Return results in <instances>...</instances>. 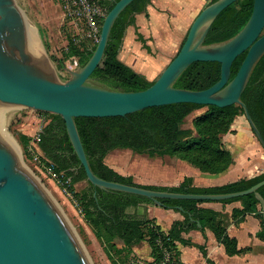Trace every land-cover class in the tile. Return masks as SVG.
<instances>
[{
    "label": "trees",
    "instance_id": "obj_1",
    "mask_svg": "<svg viewBox=\"0 0 264 264\" xmlns=\"http://www.w3.org/2000/svg\"><path fill=\"white\" fill-rule=\"evenodd\" d=\"M117 1L101 0L106 14ZM216 1L218 0H211L209 5ZM149 5L150 0H135L115 20L109 33L103 61L91 76L94 84L122 92H140L152 84L118 59L126 29L135 26L137 15L148 16ZM252 7L253 0H238L223 10L211 25L203 45H219L232 39L249 20ZM102 22L103 20L100 21V27ZM137 40L142 43L145 50L149 51L138 34ZM96 45L75 46L69 37L64 47V59L58 62L57 67L61 69L63 64L72 58L77 59L78 66L82 67L89 60ZM244 57L245 54H242L233 62L230 80L236 75ZM219 78L218 63L197 62L180 75L173 87L202 91L214 85ZM240 100L264 141V54L253 67ZM201 109L205 111L193 118L191 128H183L186 118ZM238 116H244L243 109L239 105L217 108L177 104L147 108L125 117L77 118L75 124L90 169L102 180L160 192L223 195L242 192L253 187L264 180V174L210 188H196L192 186L190 178L184 179L178 187L174 188L142 186L134 183L131 177H124L115 172L104 163V160L114 150H129L134 154L147 155L150 158H175L191 165L201 173L217 175L225 172L232 163V155L222 146V136L229 132ZM50 117L49 123L40 133L38 147L43 156L53 164V173L62 174L64 179H69L70 190L74 192V197L78 200L77 208L78 210H80L79 207L81 208L82 219L101 245L110 264H120L118 259L142 242L147 243L151 250V257L156 261L161 251L158 243L172 251H175L176 244L189 245L190 243L183 240L181 235L194 229L197 222L202 228H210L229 253H236L234 242L224 236L223 230L216 221L217 214L198 207L202 203L209 202L161 200L163 208L177 210L181 207L184 217L183 221L175 222L167 233H163L151 220L145 218L139 220L126 214L128 208L140 203L153 204L147 199L120 192L99 190L89 183V190L75 192L72 187L80 181H86L85 173L73 152L63 120L57 115H50ZM28 142V138H21L23 147ZM257 192L264 198V186ZM232 202L242 204V210H235L234 217L253 214L260 220L261 230L258 236L264 242L262 214L257 210L258 202L254 195L250 194L220 203ZM115 240L122 241L124 245L122 249L116 247ZM200 249L204 252L203 248Z\"/></svg>",
    "mask_w": 264,
    "mask_h": 264
},
{
    "label": "water",
    "instance_id": "obj_2",
    "mask_svg": "<svg viewBox=\"0 0 264 264\" xmlns=\"http://www.w3.org/2000/svg\"><path fill=\"white\" fill-rule=\"evenodd\" d=\"M133 1L118 0L114 4L103 19L98 43L89 60L75 70L66 68L69 79L61 83L39 48L30 43L12 0H0V108L17 106L60 116L86 182L96 189L141 197L159 207L161 200L221 202L253 194L261 208L264 228V198L257 192L264 186V180L238 193L192 195L109 182L91 171L75 119L125 117L147 108L177 104L241 106L264 150V141L240 100L253 67L264 54V0H253L250 18L237 35L213 46L203 45L211 25L238 0H218L206 6L192 22L177 54L147 89L109 90L94 84L91 76L103 61L113 23ZM242 54L245 57L241 66L230 80L232 64ZM197 62L218 63L219 80L202 91L174 88L180 75ZM177 210L183 212L181 207ZM0 264H91L58 205L42 184L23 169L18 153L1 133Z\"/></svg>",
    "mask_w": 264,
    "mask_h": 264
},
{
    "label": "crops",
    "instance_id": "obj_3",
    "mask_svg": "<svg viewBox=\"0 0 264 264\" xmlns=\"http://www.w3.org/2000/svg\"><path fill=\"white\" fill-rule=\"evenodd\" d=\"M210 1L150 0L147 8L148 16L137 15L135 26L126 29L118 59L134 72L142 75L148 82H153L173 58L171 50L177 46L176 44L183 36H186L194 19L209 5ZM137 34L142 37L147 47L150 46L151 53L147 52L137 40ZM146 39L151 40V43H148ZM222 146L232 155V163L225 172L217 175L201 173L191 165L169 157L164 158L173 160L172 166L152 168V172L145 171L146 176L142 178L136 176L144 179L143 183L135 182L133 174H122L112 161L113 158L110 160L112 161L110 168L124 177H131L138 185L165 188L178 187L186 178L192 179V186L196 188H210L264 174V150L243 117L238 116L229 132L222 136ZM119 151L132 153L129 150H114L109 154L112 153L115 157ZM140 156L153 159L147 155ZM89 188L86 181H80L74 185L75 192L87 191ZM198 207L217 214L216 221L223 230L224 236L234 242L236 253H229L224 244L217 240L213 231L208 227L202 228L198 222L194 229L181 235V238L190 244L175 245L174 253L181 264H264V242L258 236L261 230L260 220L253 214L234 217L235 210H242L240 202H209L202 203ZM257 210L261 212L259 203ZM126 214L139 220L144 218L151 220L163 233H167L175 222L184 220L182 213L178 210L146 203L128 208ZM80 224L89 239L98 243L91 229L81 218ZM114 244L118 249L124 246L120 240H115ZM200 248H203L204 252ZM125 254L136 261L128 264L149 262L152 258L151 250L146 242L136 245ZM108 262L107 264H110Z\"/></svg>",
    "mask_w": 264,
    "mask_h": 264
},
{
    "label": "rangeland",
    "instance_id": "obj_4",
    "mask_svg": "<svg viewBox=\"0 0 264 264\" xmlns=\"http://www.w3.org/2000/svg\"><path fill=\"white\" fill-rule=\"evenodd\" d=\"M12 2L20 19L35 29L40 51L45 56L50 67L54 70L56 80L65 83L69 79V75L65 69L72 66L73 61L71 59L67 60L68 62L63 64L61 69L57 66L58 62L60 63L64 59V47L67 45L72 31L64 17L60 0H12ZM183 40L184 36L176 44L177 46L171 50L173 57L179 51ZM146 41L151 43L149 39H146ZM143 44L145 45V42ZM145 47L147 46L145 45ZM147 48L149 49L147 52L151 53L152 50L150 46ZM5 109L7 110L5 115L6 130L16 144L21 166L30 176L42 184L58 205L83 245L91 264H107L108 259L105 257L106 255L101 245L91 241L81 227V208L79 207L80 210L77 208L78 200L74 197V192L70 190L71 183L69 179H64L62 174H54L52 169L53 164L43 156L38 145H36V148L30 145V143L34 141V137L41 133L44 127L49 123L51 119L50 115L53 114L32 111L31 109L17 106L5 107ZM204 111L205 109H201L188 116L183 128H191L193 118ZM239 117L245 119L244 116ZM22 137L29 139L28 144L24 147L21 143ZM111 158H113L112 161L118 166L122 174L135 175V182L137 183H143L142 181H144V179L140 178L146 176L144 175L145 171L150 173L152 172V168H167L173 164V160L168 158L149 159L146 156L119 151L115 154V157L112 153L107 155L104 163H106L108 167H110V163H112V161H110ZM72 189L75 191L74 186ZM131 261H134V258H130L128 254L122 255L118 259L120 264H128ZM142 263L144 262L140 261L138 264Z\"/></svg>",
    "mask_w": 264,
    "mask_h": 264
},
{
    "label": "built area",
    "instance_id": "obj_5",
    "mask_svg": "<svg viewBox=\"0 0 264 264\" xmlns=\"http://www.w3.org/2000/svg\"><path fill=\"white\" fill-rule=\"evenodd\" d=\"M64 17L67 20L71 31V40L73 45L81 44L94 45L98 43L100 34V21L106 16V10L101 5V0H60ZM73 65L67 67L70 70L77 69V59L72 58ZM68 62V61H67ZM66 62V63H67ZM30 143L36 148L40 142V133L34 137ZM160 257L158 260L151 258L149 262L142 264H181L174 251L158 243Z\"/></svg>",
    "mask_w": 264,
    "mask_h": 264
},
{
    "label": "bare ground",
    "instance_id": "obj_6",
    "mask_svg": "<svg viewBox=\"0 0 264 264\" xmlns=\"http://www.w3.org/2000/svg\"><path fill=\"white\" fill-rule=\"evenodd\" d=\"M23 24L26 27V30L28 32L30 43L32 44L33 47H38L40 50V46L36 38L35 29L31 25L27 24L26 22H23ZM6 112L7 110L5 108H0V133L4 136L7 143L18 153V149L16 147L14 140L12 139V137L8 134L6 130V120H5Z\"/></svg>",
    "mask_w": 264,
    "mask_h": 264
}]
</instances>
